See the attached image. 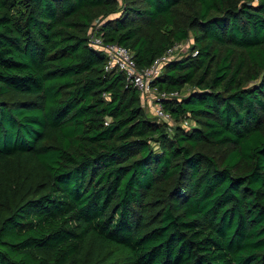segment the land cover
<instances>
[{
  "label": "trees",
  "instance_id": "16d2710c",
  "mask_svg": "<svg viewBox=\"0 0 264 264\" xmlns=\"http://www.w3.org/2000/svg\"><path fill=\"white\" fill-rule=\"evenodd\" d=\"M0 264H264V0H0Z\"/></svg>",
  "mask_w": 264,
  "mask_h": 264
},
{
  "label": "built area",
  "instance_id": "2783aa9c",
  "mask_svg": "<svg viewBox=\"0 0 264 264\" xmlns=\"http://www.w3.org/2000/svg\"><path fill=\"white\" fill-rule=\"evenodd\" d=\"M102 23L96 22L95 26L88 32L89 45L103 52L107 57L105 70L107 72L122 73L126 77L127 84L137 89L142 97L143 104L152 105L153 115L159 122H172V117L165 111L164 100L169 96L178 97V93L168 95L153 87V82L161 76L166 63L173 59L182 57L185 51L183 45L179 44L170 49L162 58L158 59L151 67L139 70L136 66L133 54L125 47L118 44H107L101 34Z\"/></svg>",
  "mask_w": 264,
  "mask_h": 264
},
{
  "label": "rangeland",
  "instance_id": "374dc122",
  "mask_svg": "<svg viewBox=\"0 0 264 264\" xmlns=\"http://www.w3.org/2000/svg\"><path fill=\"white\" fill-rule=\"evenodd\" d=\"M183 47H184L185 51L188 52L189 48L191 47V42L184 43ZM180 55H182V53ZM144 106L149 111V115L153 116L154 110H153L152 105L149 103L148 105L144 104ZM210 152H211V154L215 155L218 159H221L223 156L226 155L225 149L214 148V149L210 150Z\"/></svg>",
  "mask_w": 264,
  "mask_h": 264
}]
</instances>
